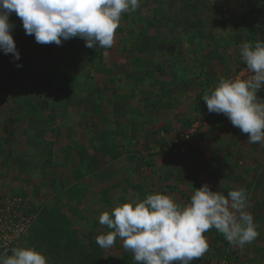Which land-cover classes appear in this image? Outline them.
Segmentation results:
<instances>
[{
    "label": "crops",
    "instance_id": "crops-1",
    "mask_svg": "<svg viewBox=\"0 0 264 264\" xmlns=\"http://www.w3.org/2000/svg\"><path fill=\"white\" fill-rule=\"evenodd\" d=\"M143 14L147 21L143 28L157 18V12ZM191 31L183 29L182 34H171L173 39L158 44L153 53L139 54L129 49L134 58L107 60L108 67H123L125 71L116 77L100 76L107 86L103 101L81 94V100L75 104L52 102L49 109L39 112L45 121L52 113L56 116L47 131L41 132L34 126L38 124L37 118H26L29 107L18 103L25 93L15 95L14 102L11 101L15 113H10L6 122L0 118L3 132L4 125H10L9 136L0 135V141L6 142L0 154L3 192L30 195V207L38 211L55 205L56 197L67 189L84 188L81 217L87 219L86 226L95 223L99 233L107 228L99 223L103 212L111 214L116 206L143 200L150 194L169 195L181 205L190 203L195 189L205 184L225 194L241 188L246 190L247 197L254 194L257 175H264V146L247 143L248 134L234 127L225 115L208 118L202 135L187 143L185 154H174L168 149L190 123L205 114L203 96L236 69L240 58V43L207 50L202 47L201 38H192L198 40L195 44L183 39ZM164 33L162 27L149 28V34L157 35L160 41L158 36ZM115 48L119 53L117 45ZM97 79L100 80L99 76ZM10 94L0 93V105ZM42 96L36 95L39 100ZM25 125L30 127L28 134ZM32 128L41 134L33 135ZM21 131L28 135L26 140L18 137ZM103 133H107L106 140ZM81 217L76 218L75 225L83 221ZM204 235L209 250L192 264H208V260L217 258L218 251L232 250L235 257L239 254L240 247L230 244L214 228ZM224 241L229 244L227 248L222 246Z\"/></svg>",
    "mask_w": 264,
    "mask_h": 264
},
{
    "label": "clouds",
    "instance_id": "clouds-1",
    "mask_svg": "<svg viewBox=\"0 0 264 264\" xmlns=\"http://www.w3.org/2000/svg\"><path fill=\"white\" fill-rule=\"evenodd\" d=\"M141 0H0V51L21 59L10 22L13 13L22 21L26 35L46 45L73 38L87 48H111L122 16L135 13ZM239 55L251 75L221 78L203 100L209 113L223 114L234 127L248 134L247 143L264 146V41L245 42ZM22 67V64H17ZM245 189L225 194L207 184L195 189L188 204L181 205L162 193L125 202L99 217L111 231L96 237L104 249L122 241L135 264H192L209 250L204 233L215 229L233 246L244 247L258 236V225L246 210ZM0 254V264H49L35 247H13Z\"/></svg>",
    "mask_w": 264,
    "mask_h": 264
},
{
    "label": "rangeland",
    "instance_id": "rangeland-1",
    "mask_svg": "<svg viewBox=\"0 0 264 264\" xmlns=\"http://www.w3.org/2000/svg\"><path fill=\"white\" fill-rule=\"evenodd\" d=\"M262 1V0H261ZM264 1V0H263ZM146 2V4L144 3ZM148 2V3H147ZM255 0H143L140 3V7L135 13H126L128 16V21H122L120 26L122 27L124 33L122 35V43H125L124 38H128L129 40L134 39V36H138L137 33L140 32L144 26L146 21V16L143 13L146 12H157L156 19L154 21H151V24L153 23L155 27L159 28L162 27L165 30V33L161 36H158L161 41L166 42L167 40L173 39V35L182 34V30L188 31V29H191L192 31L189 32L188 35H184L183 39L189 41L190 43L197 42L198 40H193L192 38H201V41L203 42L202 47H206L207 50L210 49V47L214 48L216 45L218 47H222L224 45H230L235 46L238 43L241 45L245 42H248L246 32L249 27L253 25L255 27V30L257 32V40H259L263 34H264V10L262 9H256L255 11L252 10V7L256 8L254 5ZM248 7V8H247ZM251 7V9H250ZM242 8H245V10L242 11ZM247 9V11H246ZM241 10V11H240ZM139 12L142 13L139 15ZM168 13L169 18L165 17L164 14ZM172 14V16H170ZM189 14V15H188ZM167 15V14H166ZM184 15V16H183ZM190 17V20L186 21V18L184 17ZM20 19L18 18L15 13L12 14L10 17V20ZM185 23V24H184ZM195 23V24H194ZM193 24V25H191ZM143 25V26H142ZM187 25V26H186ZM192 27V28H190ZM144 29V28H143ZM22 30L24 28L22 27ZM149 32V28L147 29ZM15 29L13 30L14 33ZM129 31H132V34L129 36ZM201 31V34H197V32ZM263 32V33H262ZM128 34V35H127ZM184 34V33H183ZM29 37L32 39V43L29 46L28 49L24 50L22 48V41H16L17 49L20 52L21 59L19 61H15L14 59L9 57L8 55L0 56V67L3 65L2 63L6 64L7 59L12 60V73H18V79L21 81L22 78L25 77V79H30L33 77H40L41 74H49L50 69H54L53 66H50V64L47 62V60H41L40 57L37 54H33V51L38 49L37 42L35 41L34 35H26L24 33V39ZM116 37V34H115ZM157 37V35H156ZM163 37V38H162ZM73 42L77 43V49H80L83 53V51H87L90 48H87L85 46V41H83L80 38H73L71 39ZM135 40V39H134ZM236 40V41H235ZM79 41V42H78ZM66 41L63 42L62 46H57L55 43L47 44L46 46H50V54L51 58L54 59L55 63L57 65H62V59H61V49L62 47L66 46ZM117 45L116 41L114 40V44L111 48H108L107 51H110V54L114 56H108L111 60L114 59L115 61L121 62L126 61L129 58H134L135 54L126 52L124 55H122L120 52L116 51L115 46ZM171 47L174 44H169ZM52 46V47H51ZM203 47V48H204ZM175 48V47H174ZM212 48V49H213ZM117 50H122V45H117ZM121 54V55H120ZM133 54V55H132ZM109 55V54H108ZM9 57V58H7ZM107 57V58H108ZM72 57H69L71 59ZM38 62L41 63V66L38 70H41V72L36 70V65H39ZM17 64H22V67H17ZM124 66V64H123ZM115 67L114 73L115 77L118 76L121 72H124L123 67ZM50 68V69H49ZM35 70L31 72L32 70ZM4 71V70H3ZM31 72V73H30ZM136 74H139L138 71H135ZM95 76V77H94ZM99 76V75H97ZM21 77V78H20ZM90 77H94L95 79L96 74H94L93 69L88 66L87 70L85 71L84 76H77L76 74L73 75V79L75 81H81L82 79H90ZM4 72L0 69V93H6L10 92V98L8 97V100L1 101L2 105H0V118H3L6 122V119H10V113H15V108L12 106L11 101L17 95L19 96L21 93L26 92L29 89V84L19 85L15 87H10L9 89L5 87L4 84ZM41 78V77H40ZM93 78V79H94ZM100 83H101V77ZM17 79V80H18ZM42 79V78H41ZM10 81H13V79H10ZM97 79V83H99ZM34 85V86H33ZM32 87L33 89L36 87V89L40 92H38L39 96L44 93L43 88L45 89V86H42V84H39V82L34 81ZM90 86H94L93 83H90ZM48 88V85L46 86ZM30 91V90H28ZM91 98V97H89ZM14 102V101H13ZM3 113V114H2ZM2 119H0V135L5 134L6 136H9L10 128L7 129L6 124L4 125V132L2 128ZM7 122H10L7 121ZM10 124V123H9ZM12 125V124H11ZM30 127L28 125L24 126V130L26 131ZM31 131H35L30 129ZM30 132V131H29ZM36 132V131H35ZM18 137L21 138V140H26L28 138V135H25L24 132L17 133ZM35 135V133L33 134ZM17 137V136H15ZM48 139V138H47ZM258 177V185H256L257 190L254 194L248 195L247 199V207L246 210L249 211L253 217L255 223L258 225L257 231L259 232V236L250 244H246V249L244 247H240L239 251H237L239 254H237V257L235 261H233L231 264H241V262H244L243 264H252L251 257H256L258 259V263L264 264V175H257ZM1 179V177H0ZM255 188V189H256ZM39 202H42L41 198H37ZM43 200L45 201V197L43 196ZM85 221H81L78 223L81 227L87 232L86 235L81 234L83 236V243L86 242V237H92L93 239H96V237L100 234H106L108 232L107 228L104 230H101V233L97 231L94 227L90 226L88 224L86 226ZM40 223L39 219L36 218L31 229L29 230V233L18 242V244L15 247H37L40 246L41 248L37 247L36 250L39 252H42L49 261V264H63L66 261L62 258H53L55 255L50 254L46 252L45 247L46 243L42 241L41 235L43 233V226ZM82 229V230H83ZM39 237V239H37ZM118 241H121L120 239ZM214 246V244L212 245ZM255 248H262L260 253L258 255L254 254ZM106 252V255H111L120 258L122 255V252L124 250L122 244H119V248L116 249L115 246H112L110 248L104 249ZM221 250H223L221 248ZM8 252V255H10V251L3 250L1 254ZM223 251H218L216 253L217 258L210 259L207 261L208 264H215L218 263L220 260V256L222 255ZM12 254V253H11ZM215 262V263H214ZM67 264V263H65Z\"/></svg>",
    "mask_w": 264,
    "mask_h": 264
},
{
    "label": "trees",
    "instance_id": "trees-1",
    "mask_svg": "<svg viewBox=\"0 0 264 264\" xmlns=\"http://www.w3.org/2000/svg\"><path fill=\"white\" fill-rule=\"evenodd\" d=\"M122 21H128L127 14H124L122 16L121 23ZM10 22L15 24V31L14 33L12 32L15 42L22 41V48L24 50L28 49L32 43V39H30L29 37L24 39L25 31L22 30V21L20 19H15L12 21L10 20ZM151 26H154V24L148 23L147 27H145L144 29L142 28V30L137 33L138 36H134L135 40L133 39V41L129 40L128 38H124L125 43H122L124 42L122 41V35L124 31L122 27L119 26V28L116 30L115 41L117 45H122V50L120 51L121 54L124 55L129 49H132L134 52L139 54L147 52L153 53L156 50L158 44H163V41H160L154 35L149 34L147 29ZM128 34V37H130L132 31H129ZM245 34L249 42L254 43L256 41H264V34L259 40H257V32L253 25L247 29V32ZM46 45L38 43V49L33 51V54L35 53L40 57V61L47 60L50 66H53L54 68L52 70L49 68V74L39 75L42 79L40 77H33L27 80L24 77L21 79V81H19L17 75L18 73H12V60L14 59L12 55L8 56L13 59H7L6 64L2 63L3 65H1L0 67L1 71L4 72L3 80L6 88L9 89L10 87L13 88L15 86L29 84L30 87H28V90L30 91L27 90L26 92L27 88L25 87V94L23 97H19L18 103L22 104L23 106L25 105V107L27 108L29 107L28 109L30 111V114L25 113L26 118H30L33 121L35 120V118H37L38 124L35 123L34 126L41 132L49 130L48 128L50 123L54 122L56 118L55 114L52 113L50 117L47 118V121H45L42 120V117L39 113L40 111L49 109V106L52 102L56 104H63L64 102H66L65 105L75 104L77 101L79 102L81 100H78L79 98H81V94H87L88 98L94 97V99L99 102L103 101V92L105 91V89L107 90L106 82L97 83L95 78L93 79L92 77H90V79H82L79 82L73 79L74 74L79 77L84 76L87 67L90 66L93 69L94 74H96V77L97 75L104 77L115 76V67H108L107 65V60H111L108 57L111 56L109 54L110 51H107V49L97 47L91 48L87 51L84 50L82 53L81 51H79L80 49H77L76 42L68 40L66 41V46H63L61 49L60 57L63 64L57 65L54 59L51 58L52 56L50 54V46ZM4 55L5 54L0 51V56ZM106 55L108 58H106ZM69 57L72 58L69 59ZM38 64L39 65L35 66L36 70L41 72V70H38L41 66V63L38 62ZM33 71L35 70L33 69L31 72ZM10 79H13L14 82L10 81ZM34 81H37L39 82V84H42V86H45V89L43 88V96L40 100L36 97V95L41 90L38 91L36 87L33 89L32 85ZM136 81V83L139 82L138 80ZM90 83H93L94 86H90ZM47 85L48 88H46ZM159 107H156V109ZM161 107H163V105ZM30 115H32V117H30ZM210 117L214 116H205V114L202 113L199 120H201L203 124H207L206 120ZM41 132L34 131L36 136H39ZM25 133L28 134V130L25 131ZM106 137L107 133H103V140H106ZM5 146L6 142L0 141V154L3 153ZM85 193L86 192L84 188L73 186L67 189L62 196L56 197L55 205L44 207L42 210L38 211L30 208V212L32 214H37L36 218L39 219L40 223L42 224L41 226H43V233L41 235V238L42 241L47 244L45 247L46 252L54 254L55 256L53 258L64 259L66 261L65 263L67 264H135V261L132 258V253L126 251L125 249L123 250L121 257L118 258L115 256L106 255V251L104 250V248H101L96 243V239H93L92 237H86V242L83 243V236H81V234L86 235L87 232L81 227L80 224L75 225V222H77L76 218L81 217V205L83 204V200L85 199ZM74 204L81 207L77 208L76 206H74ZM62 208H67V210H65L66 212L62 211ZM81 219H83V221L87 220L85 217H81ZM90 226L94 227L95 223L90 224ZM109 231L111 230L109 229L108 232ZM37 239H39V237ZM118 240L119 238L114 245L116 249L119 248V244H122V241ZM17 244L8 249H0V254L3 250L10 251ZM228 245L229 244L224 241L222 246L227 248ZM37 247L41 248L40 246ZM261 250L262 248H255L254 254L258 255ZM9 254L11 255V251ZM235 254L236 253H234L232 250H225L220 256V259H226L228 261V264H230V261L233 257L234 259H236ZM252 262V264H260L258 263V259L256 257H253Z\"/></svg>",
    "mask_w": 264,
    "mask_h": 264
},
{
    "label": "built area",
    "instance_id": "built-area-1",
    "mask_svg": "<svg viewBox=\"0 0 264 264\" xmlns=\"http://www.w3.org/2000/svg\"><path fill=\"white\" fill-rule=\"evenodd\" d=\"M251 75L246 64L240 57L237 67L226 78L241 76L245 78ZM258 94H264V90ZM206 116H215L216 113H209L205 110ZM204 124L201 120H195L182 131L169 145L168 149L174 154H185L186 145L191 142L194 136L199 137L203 133ZM5 186L3 179H0V249H8L17 244L25 237L32 227L36 216L30 212L32 197L10 195L3 192ZM217 264H228L226 259H220Z\"/></svg>",
    "mask_w": 264,
    "mask_h": 264
},
{
    "label": "flooded vegetation",
    "instance_id": "flooded-vegetation-1",
    "mask_svg": "<svg viewBox=\"0 0 264 264\" xmlns=\"http://www.w3.org/2000/svg\"><path fill=\"white\" fill-rule=\"evenodd\" d=\"M254 5L256 6V8L254 7H252V10H256V9H262V10H264V1L262 0H255V3H254ZM248 8V7H247ZM250 9H251V7H250ZM243 10H245V8H242V11ZM241 11V10H240ZM246 11H247V9H246Z\"/></svg>",
    "mask_w": 264,
    "mask_h": 264
},
{
    "label": "bare ground",
    "instance_id": "bare-ground-1",
    "mask_svg": "<svg viewBox=\"0 0 264 264\" xmlns=\"http://www.w3.org/2000/svg\"><path fill=\"white\" fill-rule=\"evenodd\" d=\"M33 199V198H32Z\"/></svg>",
    "mask_w": 264,
    "mask_h": 264
}]
</instances>
